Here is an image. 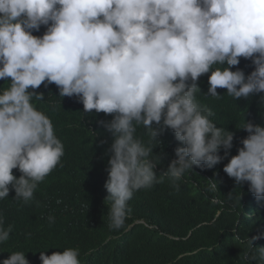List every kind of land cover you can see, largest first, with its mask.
I'll use <instances>...</instances> for the list:
<instances>
[{"label":"clouds","instance_id":"1","mask_svg":"<svg viewBox=\"0 0 264 264\" xmlns=\"http://www.w3.org/2000/svg\"><path fill=\"white\" fill-rule=\"evenodd\" d=\"M41 26L45 33L33 35ZM240 58L251 60L250 74L232 70ZM209 72L211 97H222L218 88L236 100L264 93V0H0V79L11 78L0 92V200L14 190V199L30 202L64 155L50 117L32 103L44 99L35 91L42 83H54L60 97L75 96L86 112L113 115L101 121L114 138L105 202L109 228H123L135 192L164 177L179 190L186 171L210 169L230 154L234 133L217 127L197 101L199 78ZM167 129L183 146L158 178L152 145ZM240 129L248 135L223 171L264 200V126L246 120ZM207 190H217L215 180ZM12 231L0 217V243ZM236 238L252 249L260 237ZM258 251L264 264V248ZM79 255L66 248L39 259L81 264ZM2 264L30 261L14 251Z\"/></svg>","mask_w":264,"mask_h":264},{"label":"trees","instance_id":"2","mask_svg":"<svg viewBox=\"0 0 264 264\" xmlns=\"http://www.w3.org/2000/svg\"><path fill=\"white\" fill-rule=\"evenodd\" d=\"M45 31L41 26L32 34L42 36ZM237 68L248 75L254 65L240 58L232 70ZM210 75L199 78L197 101L211 109L210 119L217 127L234 133L230 154L210 169L194 166L186 171L176 182L179 190L164 177L152 188L135 192L128 202L125 226L119 230L109 228L105 202L114 138L101 121L113 115L86 112L75 96L60 97L54 83L47 87L42 83L35 91L44 99L32 103L50 117L64 155L38 184L30 202L14 199V190L0 200L4 227L13 226L9 240L0 243V264L14 251H23L30 264H41L40 252L51 255L66 248L79 250L81 264H261L258 250L264 248V200L255 198L247 182L237 185L223 168L243 146L241 140L248 133L240 128L246 120L264 126V93L236 100L218 88L222 97H211L207 95ZM10 80L0 79V92ZM136 136L147 144L142 126L137 127ZM159 140L153 143L150 157L157 164L158 178L176 159L175 149L183 146L171 129ZM219 154L224 156L223 148ZM13 174L21 175L18 169ZM210 179L216 181L215 192L207 190ZM256 236L260 238L254 240L252 249L236 238Z\"/></svg>","mask_w":264,"mask_h":264}]
</instances>
